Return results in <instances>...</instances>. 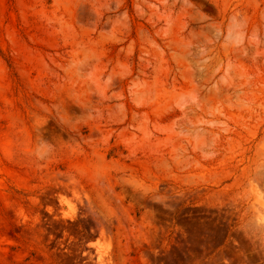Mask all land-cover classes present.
<instances>
[{"label":"rangeland","instance_id":"rangeland-1","mask_svg":"<svg viewBox=\"0 0 264 264\" xmlns=\"http://www.w3.org/2000/svg\"><path fill=\"white\" fill-rule=\"evenodd\" d=\"M0 264H264V0H0Z\"/></svg>","mask_w":264,"mask_h":264}]
</instances>
